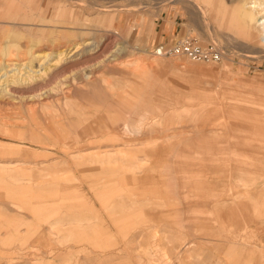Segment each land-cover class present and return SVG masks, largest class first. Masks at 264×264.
<instances>
[{"label": "rangeland", "instance_id": "rangeland-1", "mask_svg": "<svg viewBox=\"0 0 264 264\" xmlns=\"http://www.w3.org/2000/svg\"><path fill=\"white\" fill-rule=\"evenodd\" d=\"M190 1L167 46L152 0H0V264H264L257 0Z\"/></svg>", "mask_w": 264, "mask_h": 264}, {"label": "crops", "instance_id": "crops-1", "mask_svg": "<svg viewBox=\"0 0 264 264\" xmlns=\"http://www.w3.org/2000/svg\"><path fill=\"white\" fill-rule=\"evenodd\" d=\"M177 1H181V0H152V2L155 3V6L153 7L154 11H152L153 13H151V15H147L146 17L147 19H152L151 29L154 30L155 35L163 39L162 43L165 45L167 44L169 45V43H175L178 40V38L183 35L182 29L184 26H187L188 21L190 19V12L188 11V9L179 5ZM186 1H188V3H191L190 0H186ZM165 2L170 3V5L171 4H174V5L171 6L169 9H164L163 5ZM212 3L214 4L215 2L211 0V4ZM243 3L244 1L242 0L236 8L240 7L242 9ZM239 16L243 20L244 16L241 11H240ZM147 19L144 18V20H147ZM243 25H245V27ZM249 27L250 25L247 22L245 23L240 22V28H249ZM134 33H138L137 27L135 28ZM165 45H162V46L166 47ZM86 46H88V44H86ZM86 46L84 45V47ZM49 56H51V54ZM163 131H160V133L157 134L156 138L154 137L155 134H153L151 130H147L143 136V138L145 139L151 138L152 136L153 140L151 144L153 145V147L150 150L151 154H149V156L153 158L155 157L154 159H157V160L151 161V163L149 160L147 159L145 160L146 166L142 165V167L145 170H147L145 173L147 174L146 178L148 179L140 178L139 180L149 181L150 176L151 177L153 176L156 179H158V182H160L159 179L161 178L158 174L164 171L163 169L167 168L166 165H163L159 162L158 160V158L160 157L159 155L169 154L172 150L171 143H178L179 141H177V139L174 138L175 135H178V134L175 133V135L173 134L169 136V135H165ZM165 139L166 141H164ZM158 140L160 141V143L155 142ZM162 143H165V145H163ZM258 143H264V142L260 140V142ZM159 149H161L162 153L158 152Z\"/></svg>", "mask_w": 264, "mask_h": 264}, {"label": "built area", "instance_id": "built-area-1", "mask_svg": "<svg viewBox=\"0 0 264 264\" xmlns=\"http://www.w3.org/2000/svg\"><path fill=\"white\" fill-rule=\"evenodd\" d=\"M166 53L184 54L193 58L210 57L213 60H218L217 55L212 54L210 51H202L199 47L193 45L189 39L178 41L170 49H168Z\"/></svg>", "mask_w": 264, "mask_h": 264}, {"label": "bare ground", "instance_id": "bare-ground-1", "mask_svg": "<svg viewBox=\"0 0 264 264\" xmlns=\"http://www.w3.org/2000/svg\"><path fill=\"white\" fill-rule=\"evenodd\" d=\"M261 1H252L250 3L244 4L245 9H246V13H247V20L249 21V23H253L254 21H257L258 24L260 25V27L263 28V32H264V16L262 18H260L259 20H257L256 18V14L259 12L260 8L264 10V2L260 3ZM264 13V12H263ZM261 15V14H259ZM85 45V44H84ZM162 54L161 50H156V55ZM66 55V54H65ZM155 55V54H154ZM63 54H60L57 59L56 62L62 60L63 58ZM58 65V64H57ZM111 89V88H110ZM122 103V102H121ZM79 120V119H78ZM123 126V125H122ZM105 129V128H104ZM103 129H101L100 131H102ZM75 131V130H74ZM104 131V130H103ZM91 137V136H90Z\"/></svg>", "mask_w": 264, "mask_h": 264}]
</instances>
